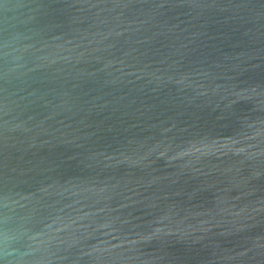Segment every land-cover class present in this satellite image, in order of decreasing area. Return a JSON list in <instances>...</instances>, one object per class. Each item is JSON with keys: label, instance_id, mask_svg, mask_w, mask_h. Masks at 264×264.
Returning a JSON list of instances; mask_svg holds the SVG:
<instances>
[{"label": "water", "instance_id": "95a60500", "mask_svg": "<svg viewBox=\"0 0 264 264\" xmlns=\"http://www.w3.org/2000/svg\"><path fill=\"white\" fill-rule=\"evenodd\" d=\"M0 264H264V0H0Z\"/></svg>", "mask_w": 264, "mask_h": 264}]
</instances>
